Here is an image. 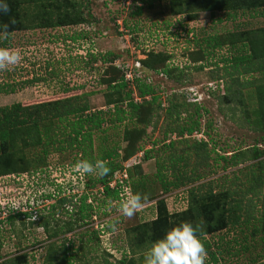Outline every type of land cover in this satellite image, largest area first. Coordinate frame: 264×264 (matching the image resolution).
I'll return each instance as SVG.
<instances>
[{
  "label": "trees",
  "instance_id": "trees-1",
  "mask_svg": "<svg viewBox=\"0 0 264 264\" xmlns=\"http://www.w3.org/2000/svg\"><path fill=\"white\" fill-rule=\"evenodd\" d=\"M6 2L11 11L6 15L0 13V25L8 24L9 33L14 30L54 28L94 21L90 13V0H6ZM133 2L136 3V6L130 14L137 17L142 15L146 9L150 10L155 4L160 5L162 0H133ZM167 2L171 14L185 13L191 6L197 4L199 9L203 11L222 12L223 15L217 19L218 22L232 21L239 15L245 14L251 18L264 15V0H167ZM84 9L87 10L86 15ZM188 17L191 19L192 15L189 14ZM13 18L17 21L15 24L11 23ZM209 40L212 49L229 45L234 52L232 57L222 58L223 64L232 63L234 69L231 80L232 91H229V86L223 88L222 98L224 102L228 103L229 95L232 94L239 98L243 107H246L249 103L243 100L244 90L251 87L256 90V99L251 97L250 100H256L258 104L254 111L257 120H253L247 112L243 121L250 124L251 129L255 130L258 135L254 143L246 145L242 143L240 145L243 147L238 146L240 148L234 149L230 155H218L214 148H208L209 142L207 140L194 138L197 133L206 135L208 132L206 128L211 127V123L202 125L200 121L202 116L200 113L201 105L194 92L188 89L186 95L176 92L167 94L164 98L165 103H163L161 94L157 91L159 86L141 78L134 67L130 70L132 76L127 78L126 73L129 71L125 63L122 62L123 64L119 65L116 59L117 55L112 52L101 58L105 64V70L98 80L99 85L105 86V109L91 107L88 98L94 91L52 101L28 105L17 102L0 107V179L4 176L31 174L46 170L49 166L48 155L51 152H62L66 149L75 151V158L72 159L71 163L65 165L66 168L73 167L79 160L95 162L99 159L104 160L111 169V172L103 178L89 179L88 174L86 178L84 175V190L80 196L77 194L76 200H74L75 195H70L60 201L50 203L44 208H37V206L44 202V199L47 201L49 198L55 199L56 197L52 194L54 189L56 196L63 190L55 181L51 186L49 185L50 180L47 178L48 174H45V170L43 171L45 175L39 173L38 181L34 184L41 193L39 194L34 186L32 195L28 200L18 202L26 208L31 207L32 204L36 206L38 221H36L37 219L35 221L38 225L47 228V220L45 219L59 217V213H67L66 205H71V211L77 210V215L74 221L72 219L65 221V231L71 230L75 224L81 225L82 220L93 216L94 206L93 203H90V189L96 186L99 194L104 198L99 203L104 205H107V201L119 206L124 186L128 187L131 193L137 188L144 191L148 186L147 181L149 180L146 181L147 178L145 179L142 175L140 179L132 180L133 168H136L141 160L155 159L156 170L154 175L162 193H168L173 188H179L183 184H194L204 176L196 171L199 166L197 159H201L205 163L209 152H215L214 158L216 160L221 159L225 164L224 170H230L229 173H222L217 178L188 187V209L183 213L169 215L167 211H163L165 204L161 201L162 207L156 208V216L153 219L142 221L132 227L133 242L135 246L137 245L136 250H142V247L148 249L152 242L162 238L172 227L181 222H190L194 226L197 224L202 226V231L198 232L197 235L200 236L207 250L208 264L211 262L218 264L219 254L225 250H231L230 241L225 242V247L221 243L218 245L216 243L215 251H212L215 243L212 245L205 238L206 235L227 229L228 225L237 226L240 232H242L243 227L246 229L252 225L251 233L254 237L257 233L264 231V86L257 85L254 77L255 73L264 75V27L253 31L232 32L226 37L213 36ZM155 55L151 61L140 60L142 67L154 73L159 72L166 78H174L177 82L180 81L178 78L184 74V70L175 67L173 71H170L168 70V63L165 62L171 55H163L162 53ZM90 56L88 63L97 60L95 55ZM205 67V65H198L197 69ZM175 72L180 73V76L176 77ZM212 88L211 84L207 85L206 93L208 96L221 94L216 83H214V89ZM69 90L71 89H63L64 92ZM11 92H14V87L0 83V94ZM161 109L165 111V115L173 119L163 133L164 138L153 141L152 145L149 146L151 148L143 150L141 145L145 137V130L144 128L138 130V125L148 124L152 120L150 114L146 119H143L146 110H149L150 113H156ZM231 118L235 120L234 117ZM121 125H123V131L120 136L126 142V146L121 149L122 145L117 140L108 147L100 146L99 151L94 153L92 148L93 136L99 135V133L103 134L104 137H102L101 142H104L108 139L107 130H115ZM172 137L176 139H172ZM191 139L192 142L189 143ZM181 145L186 148L179 149ZM29 147L34 150L39 147L41 151L40 153L33 152L32 158L28 159L25 150ZM153 147L158 148L153 149ZM138 153H142V155L138 157ZM133 155L137 156L138 160L133 163L134 165L126 167L125 162ZM191 156L193 157L191 158ZM189 159H193V162L189 163ZM240 164L245 165L239 167ZM63 168L65 167H61V171ZM61 171L59 169V172ZM122 171L127 173L124 184L117 180L115 186H111L110 182L113 180L114 174ZM240 175H242L243 180L239 177ZM47 179L48 181H45ZM7 184H9L8 181L1 183L2 186H7ZM79 186L82 187L81 181ZM205 186L207 187L204 188ZM35 192L37 193L35 194ZM138 192L141 194V191ZM248 194H252L251 198L260 202V212L258 216L252 217L249 214L241 219L237 212L241 210L242 205L237 197L240 195L244 197ZM63 202L67 204L63 205ZM27 214V212L17 210L15 213L9 214L3 223L9 224L19 221L26 224L23 216ZM251 218H253L252 221ZM32 223V221L29 222V224ZM58 230L61 231V229ZM96 233L93 231L94 236ZM57 236V230L49 233V237ZM87 242L89 239L85 243ZM234 242L239 243L240 241L234 239ZM245 242L246 237L242 238L239 243L241 251L248 249ZM49 246L55 247L54 242ZM59 246L58 248L61 250H53L50 256L51 260H58L60 256L58 264H73L72 261H78L79 254L77 249L74 250L73 241L69 240L68 243L63 241ZM126 256L124 254L115 264H135V259ZM27 263L28 255L25 252L16 253L0 260V264Z\"/></svg>",
  "mask_w": 264,
  "mask_h": 264
},
{
  "label": "rangeland",
  "instance_id": "rangeland-1",
  "mask_svg": "<svg viewBox=\"0 0 264 264\" xmlns=\"http://www.w3.org/2000/svg\"><path fill=\"white\" fill-rule=\"evenodd\" d=\"M90 1V13L94 19L91 23L14 30L8 39H0V47L16 49L22 55L21 63L9 71H0V83L14 87V92L0 94V107L17 102L28 105L52 101L94 91L88 98L91 107L105 109V86L99 85L98 80L105 70V64L101 58L112 52L117 55L116 59L119 65L125 63L128 71L134 67L141 78H145L149 83L157 84L159 86L157 91L161 94L163 103H165L164 98L167 94L176 92L186 95L189 90L194 92L201 105L200 113L202 116L200 121L202 125L211 123V127L206 128L208 130L206 135L197 133L194 138L207 140L209 142L208 148H214L218 155H230L234 149L242 146L240 144L246 145L255 142L257 132L252 130L251 125L246 124L243 120L247 116V112L253 120L256 118L254 111L258 104L256 100H250L251 97L256 99V90L254 87L244 90L243 100L249 103L246 107H243L239 98L232 94L229 95V102H224L222 98L223 88L229 86V91H232L231 80L234 69L232 63L223 64L222 58H230L234 52L229 45L212 49L209 38L213 36L226 37L232 32L253 31L264 27V15L251 18L245 14L239 15L232 21L218 22L217 19L223 15L222 12L203 11L199 9L197 4L191 6L185 13L171 14L167 0H162L160 5L155 4L150 10L146 9L142 15L135 17L130 14L136 6L133 0ZM86 13L87 10L84 9V14L86 15ZM189 14L192 15L191 19L188 17ZM159 53L171 55L165 61L168 63V70L173 71L175 67L184 70V74L181 76L180 73L175 72L176 77L180 76L178 78L180 81L177 82L174 78H166L159 72L154 73L142 67L140 60L151 61V58ZM90 55H95L97 60L88 63ZM198 65H205L206 67L197 69ZM254 77L257 85L264 86V75L255 73ZM214 83L219 86L221 94L208 96L206 87L211 84L212 89H214ZM64 88L71 90L64 92ZM114 97L117 96L114 95ZM149 114L152 116V120L148 124L138 125V130L143 128L145 130V137L141 145L143 150L151 148L149 146L152 145L153 141L164 138L163 133L173 119L165 115L163 109L156 113H150L149 110H146L143 119H146ZM231 117H234L235 120ZM122 126L115 130L108 129L106 133L108 139L104 142H101L102 137H104L103 134L94 135L93 152L97 153L100 146L108 147L117 140L123 149L126 142L120 136L123 131ZM172 139L176 138L172 137ZM190 142L192 139L189 140ZM157 148L153 147V149ZM185 148L182 145L179 147V149ZM25 151L27 152L26 157L30 159L33 152L40 153L41 149L38 147L34 150L29 147ZM208 155L205 163L201 159H197L199 166L196 171L204 175L200 181L194 184H183L179 188H173L168 193H162L160 185L155 179V159L141 160L140 164L136 165L135 169L133 168L132 180L140 179L143 175L145 179L147 178L146 181L149 180L147 181L148 186L144 191L137 188L133 193L141 191L142 195H148L149 201L142 210L131 218L118 213V206L113 202L108 203L106 201L107 205L99 203L104 198L99 194L96 186L90 189V203H93L94 206L93 216L82 220L81 225H73L71 230L65 231V221L70 219L74 221L77 210L70 211L68 208H66L68 209L67 213H59V217L46 218L47 228L36 223L38 218L27 226L23 224L25 222L19 221L9 224L0 223V260L16 253L25 252L28 255L27 264H58L60 256L58 260H51L50 256L53 250H61L58 247L63 241L68 243L70 240L73 241L74 250L77 249L79 254L78 261H72L73 264H115L124 254L127 255V258L135 259V264H143L147 247L136 250L137 245L135 246L133 242L132 227L142 221L153 219L156 216V208L162 207L161 201L165 204L163 211H167L169 215L187 211L188 187L217 178L222 173H229L230 170H224V162L214 158L215 152H209ZM74 158L75 151L68 149L62 152H51L48 155L49 166L44 170L45 174H48L49 185L51 186L55 181L54 179L58 178L68 188H65L55 199L49 198L46 202L55 203L57 200L60 201L62 198L70 196L72 194L70 193L72 190L70 186L74 183L73 180L77 181L76 195L83 192L82 187H78L80 184L78 172L74 171L73 167L66 168L65 166L71 163ZM137 160L138 158L134 159V161ZM189 160V163L193 162V159ZM130 163L132 165L134 162L131 161ZM243 165L245 164H240L239 167ZM61 167L65 168L61 171ZM44 170L31 174L23 173L2 177L0 179V207L14 201L18 203L28 200L32 195L34 182L38 181L39 173L45 175ZM84 175L86 178L87 174ZM87 176L89 179L97 177L96 175ZM239 177L242 178V175ZM4 181H8L9 184L2 186L1 183ZM34 189L39 191L36 186ZM61 189L63 190L62 186ZM251 197L252 194L237 197L242 205L241 210L237 212L241 219L249 214L252 217L259 215L260 202ZM50 203L41 202L37 208H44ZM65 204L67 203L63 202V205ZM5 215H1L0 218ZM252 220L253 218H251ZM113 223L116 225L115 231L110 227ZM252 227V225L246 229L243 227L242 232H240L237 226L228 225L227 229L205 236L212 245L215 243L212 251H215L216 243L217 245L221 243L225 247V242L230 241L231 250H225L219 254L218 264H264V231L257 233L254 237L251 233ZM55 230L58 231V236L49 237V233ZM93 231L97 232L96 237ZM244 237H246L245 243L248 245V249L241 251L239 243ZM87 239L89 242L85 243ZM234 239L240 242L236 243ZM52 242H54L55 247L49 246ZM83 244L85 246H82ZM208 260L209 256L206 264H208ZM211 264L214 263L211 262Z\"/></svg>",
  "mask_w": 264,
  "mask_h": 264
},
{
  "label": "clouds",
  "instance_id": "clouds-1",
  "mask_svg": "<svg viewBox=\"0 0 264 264\" xmlns=\"http://www.w3.org/2000/svg\"><path fill=\"white\" fill-rule=\"evenodd\" d=\"M10 11V6L6 0H0V13L6 15ZM16 22L14 18L11 20L12 24ZM0 29H2L0 31V39H8L10 35L9 25H0ZM21 61L22 55L18 50L0 47V71H9ZM137 156L132 158H138L139 156ZM73 169L81 175H96L99 178H103L111 172L106 162L99 159L95 160V162L79 160L75 163ZM148 201L149 197L147 194L131 193L125 189L121 193L117 211L124 217L131 218L142 210ZM65 207L71 210V205H66ZM14 209L24 212L28 211L15 206ZM28 219L35 221L37 217L32 215ZM28 224L26 222V226ZM33 225L35 226V224ZM110 227L113 231L116 230L114 223ZM200 231H202L200 224L194 226L190 222H181L179 225L172 227L162 238L151 243L145 252L143 264H206L208 253L200 236L197 235Z\"/></svg>",
  "mask_w": 264,
  "mask_h": 264
},
{
  "label": "built area",
  "instance_id": "built-area-1",
  "mask_svg": "<svg viewBox=\"0 0 264 264\" xmlns=\"http://www.w3.org/2000/svg\"><path fill=\"white\" fill-rule=\"evenodd\" d=\"M132 76V72H128V73H126V77L127 78H130ZM138 156H141V153H139L138 154ZM131 161H133V162H136V161H134V158H131V159H129L128 161H126L125 162V166L127 167V166H130L131 165ZM60 174H61V172H60ZM59 174V175H60ZM79 174V179H80V181H81V183H82V190H84V188H83V177H84V175L82 176L80 173H78ZM59 177V176H58ZM125 178H127V173L125 172V171H122V172H116L115 174H114V178H113V180L110 182V185L111 186H115V184H116V182H117V180H119V182L121 183V184H124V179ZM74 179V178H73ZM55 180V183H57L59 186H62L63 187V191L65 190V188H68L65 184H63V183H61V181L60 180H58V178L57 179H54ZM74 181V183L70 186L71 188H72V190L70 191V193H72V194H70V195H75V197H74V200H76V198H77V195H76V193H77V191H75L76 190V186H77V181L76 180H73ZM75 186V187H74ZM78 187H79V185H78ZM125 189H127L128 191H129V188L128 187H126V186H124V190ZM75 191V192H74ZM74 192V193H73ZM124 192V191H123ZM38 193L40 194L41 193V191H38ZM38 194V195H39ZM52 194H53V196H55V197H57L56 196V191H55V189L52 191ZM79 196L81 195V193L80 194H78ZM52 196V197H53ZM23 202V201H22ZM42 203H50V202H46V200L44 199V202H42ZM14 206L15 207H18V208H24V209H27L28 211H27V215H24L23 216V219L27 222V223H29L31 220L30 219H28V217H31L32 215H34V216H36L37 217V211L35 210V209H37L36 208V206L35 205H31V207H24L23 205H20L19 203H15V202H10V203H8L7 205L5 204L4 206H1L0 207V217H1V215H4V214H6L4 217H2V218H0V223H3V221L7 218V216L9 215V214H13V213H15L17 210L18 211H21V210H19V209H14ZM67 208V207H66ZM71 210H72V207H71ZM70 210V211H71ZM21 212H24V211H21ZM32 222H34V221H32Z\"/></svg>",
  "mask_w": 264,
  "mask_h": 264
}]
</instances>
